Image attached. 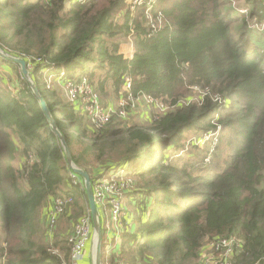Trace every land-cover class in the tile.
<instances>
[{
  "label": "trees",
  "instance_id": "1",
  "mask_svg": "<svg viewBox=\"0 0 264 264\" xmlns=\"http://www.w3.org/2000/svg\"><path fill=\"white\" fill-rule=\"evenodd\" d=\"M237 1L246 11L226 9L228 0H145L118 21L127 0H0V45L33 65L74 165L92 184L98 170L124 164L143 180L126 196L134 227L123 226L117 253L107 254L102 222V264H204L201 250L215 237L240 243L234 264H264V51L250 25L264 20V0ZM125 35L135 41L131 58L120 52ZM44 64L87 77L105 103L122 99L126 78L135 98L156 103L145 120L113 116L89 127L80 107L39 83ZM2 65L20 68L0 53ZM19 81L14 89L0 85V264H70L69 248L38 241L35 221L49 199L73 196L76 208L87 192L74 183L30 84ZM193 92L197 100L186 102ZM218 127L222 161L212 164L215 151L208 168L195 171L190 160H167L190 131Z\"/></svg>",
  "mask_w": 264,
  "mask_h": 264
},
{
  "label": "built area",
  "instance_id": "2",
  "mask_svg": "<svg viewBox=\"0 0 264 264\" xmlns=\"http://www.w3.org/2000/svg\"><path fill=\"white\" fill-rule=\"evenodd\" d=\"M28 65L32 69L33 65ZM63 82L67 101L74 106H78L80 103L82 113L98 127L108 124L113 116L130 121L132 110L136 108L142 99H145L150 105L156 103L152 96H142L140 99L135 98L131 93V80L129 78L124 81V96L120 100V107L118 108L113 105H104L100 95L85 76H81L78 80L70 78L63 80ZM126 165L124 164L108 172L107 175L101 174L92 184L98 209L100 211L102 209L108 214L104 224L106 230L120 229L122 231L124 226L123 217L127 212L125 199L128 192L134 187L133 180L129 177L125 178V175L131 174V171L126 169ZM72 176L75 184L82 183V178L76 176L74 172H72ZM73 202V196L56 197L48 213L50 222L55 223L58 216ZM93 235V221L88 212L77 220L69 238L70 264H81L85 256L86 246L93 238ZM239 244L234 237H215L202 248L201 261L204 264H234L233 256Z\"/></svg>",
  "mask_w": 264,
  "mask_h": 264
},
{
  "label": "rangeland",
  "instance_id": "3",
  "mask_svg": "<svg viewBox=\"0 0 264 264\" xmlns=\"http://www.w3.org/2000/svg\"><path fill=\"white\" fill-rule=\"evenodd\" d=\"M144 1L145 0H127L129 5L126 4V7L117 14L119 18L118 21L121 20V17H122L121 15L124 13L125 10H130L131 12L138 14L140 11V8H138V6L142 5ZM146 1H151V0H146ZM228 1L230 2H227V4L224 6L228 5L226 9H230L231 12L233 11L244 12L247 9V7L243 5V2L238 3L237 0H233V2L232 0H228ZM146 14H149V11L148 13L146 12ZM239 24H240L239 22H235L234 26L237 27V25ZM155 25L158 26L157 23H155ZM250 25L251 27H255V29H257V32L254 34V37L257 40V46L260 48L261 51L262 50L264 51V20L259 25L252 24V22H250ZM118 40L120 42V52L124 55L125 58H131L135 52V41H134L133 36L125 35L123 37L118 38ZM249 43L252 44V42H249ZM0 49L2 51V55L5 56V58L6 57L22 58L20 55H17V53H15L14 49L10 47L0 45ZM5 66H9V65H5ZM5 66H3L4 68H1L0 72L2 76H4L6 79L4 81L3 80L0 81V85H3L5 89L7 88L14 89L13 86L19 87V84H20L19 80L22 75L21 67L15 69L12 67L7 68ZM29 66L30 65H28L27 68L30 71L31 66L30 68ZM51 67L53 66L45 65V64L40 67L38 71L39 72V76H38L39 83L44 84L45 88L48 90L47 92L48 94L55 92L57 93L58 98L62 100H67V97L65 94V85H64L63 80L70 79L69 78L70 73H68L70 71L65 69V67H57L58 69L50 70ZM5 74H7V76L10 78V82L7 81V76ZM29 77L32 80L31 75ZM32 82L33 84H35L33 80ZM28 83L30 82L28 81ZM35 85L37 87V84ZM97 93L99 94V92ZM190 97L191 99H189L186 102L196 101L198 97L197 92H193ZM101 98H102L103 103H105V98L104 97H101ZM142 100L143 101L139 102L136 108L132 110V114L134 117L145 115V113L147 112V109L149 108L148 105L150 104H148V102L145 99H142ZM78 107L81 108L80 103ZM158 110L159 112H163L159 108ZM139 120H137V122ZM141 121L142 120H140L139 122ZM87 125L89 127L94 126V128H101V127H98L97 125H94L91 122H88ZM220 135H222V127H218L217 129L210 128L209 131H204V132H199V133L196 132L195 130H192L187 134L188 139L187 141L182 143V148L179 147L174 152L175 155L168 158L167 160L173 163H178L180 162V160H183V161L190 160L189 162L195 164V171L199 170V168L206 169L208 168V163L211 161V155L214 154L215 151L217 155L214 156L215 158L212 161V164L214 165L217 162L222 161L223 159L221 150L216 149L217 147L216 144L219 143ZM149 166L150 164L148 165V167ZM126 169L129 171H132L131 167L128 164L126 165ZM204 172H207V171H204ZM126 177H129L131 178V180H133L134 186H136L139 180H142V179H137L136 176H134L133 174H127L125 175V178ZM79 185H82V187L85 188L84 179H82V183L81 184L79 183ZM78 200H79L77 203L78 206H75L76 208H74L73 203L72 205H69L66 208V210L58 216L55 223L50 222V219L47 216L48 215L47 212H45V215L41 213V215L37 217L35 221V227H36V238L38 239L39 242L47 244L49 246H53L55 243H57L59 244L60 247L62 246L63 248L70 249L69 238L74 230V226L77 220L82 215L88 212H91L89 207H87L89 204L88 198H85L84 196V197H79ZM53 202L54 201H52L51 206L53 205ZM46 216H47V219H46ZM102 221L103 223L106 221L105 217L102 218ZM55 250L56 252L63 254L60 250H57V249Z\"/></svg>",
  "mask_w": 264,
  "mask_h": 264
},
{
  "label": "water",
  "instance_id": "4",
  "mask_svg": "<svg viewBox=\"0 0 264 264\" xmlns=\"http://www.w3.org/2000/svg\"><path fill=\"white\" fill-rule=\"evenodd\" d=\"M0 53L2 54V51L0 49ZM8 58V57H7ZM9 60H12L16 63H18L22 70L23 78H25L30 83V87L34 92V95L38 98V100L41 103L42 109L45 112V115L47 116L48 120L50 121L51 126L53 127V130L57 133V135L60 137L61 142L64 146L65 152H66V158L67 162L74 174L82 179H84L85 182V189L88 196L90 211L92 215V221H93V228H94V246H95V261L94 264H102V235H103V226L102 222L100 220V213L98 209V205L95 201L93 186L90 175L83 169L77 168L74 165L71 153L69 151V148L67 146V143L65 141V138L60 133V131L57 128L56 122L54 117L52 116L50 109L48 107V104L44 97L42 96L40 90L38 87H36L35 84H33L32 80L30 79V72L28 70V62L23 58L18 57H10Z\"/></svg>",
  "mask_w": 264,
  "mask_h": 264
},
{
  "label": "crops",
  "instance_id": "5",
  "mask_svg": "<svg viewBox=\"0 0 264 264\" xmlns=\"http://www.w3.org/2000/svg\"><path fill=\"white\" fill-rule=\"evenodd\" d=\"M52 69H58V68L55 67V68H51L50 70H52ZM79 78L80 77H76V78H73V80H78ZM123 87H124V85H123ZM120 98H121V96L118 97V95L117 96H113V97H109L108 98L109 100H108V102L105 103V105L106 106L113 105L116 108L120 104V100H121ZM75 107L79 109L78 106H75ZM145 116L146 115H140V119H144ZM97 173L99 174V175H97V177L100 176L101 174L107 175V173L105 174V172L104 171L102 172V170H98ZM128 200L129 199H126L127 202H128ZM52 201H54V199H52V198L47 201L46 207H45L44 211L42 212V214L45 215V212L49 213L48 210H50V208L52 207L51 206ZM99 213H100L101 222H103L102 218L105 217V219H107L108 214H106L102 209H101V211ZM47 216H46V219H47ZM131 216H132V212L131 211L126 212L125 216L123 217V225L124 226L127 225L126 223L128 222L129 225H130V228L133 229L134 224H133V221L130 218ZM105 222L103 224H105ZM104 227H105V225H104ZM105 230H106V228H105ZM105 232H106V236L108 238L107 241L109 242L107 254L111 255V254L117 253L119 246H121V235H122L121 232L122 231H120V229H118V230L117 229H111V230H106ZM93 234H94V228H93ZM94 261H95V246H94V237H93L88 242V244L86 246L85 256H84L83 260L81 261V264H94Z\"/></svg>",
  "mask_w": 264,
  "mask_h": 264
}]
</instances>
